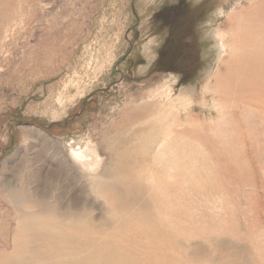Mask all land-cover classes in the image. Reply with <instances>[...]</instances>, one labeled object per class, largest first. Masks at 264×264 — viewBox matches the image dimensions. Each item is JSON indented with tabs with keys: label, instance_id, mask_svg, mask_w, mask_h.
I'll use <instances>...</instances> for the list:
<instances>
[{
	"label": "rangeland",
	"instance_id": "obj_1",
	"mask_svg": "<svg viewBox=\"0 0 264 264\" xmlns=\"http://www.w3.org/2000/svg\"><path fill=\"white\" fill-rule=\"evenodd\" d=\"M257 2L0 0V264H48L37 257L47 240L35 219H48V210L88 222L91 257L83 250L75 264H121L94 256L107 245L125 252L111 198H127L135 213L154 195L171 208L164 223L181 264H264V115L246 107L236 122L235 105L223 99L217 108L210 90L227 59L219 38L227 19ZM163 61L170 64L158 68ZM183 88L198 99L181 107ZM133 108L152 110L141 121L153 133L141 141L127 133L126 161L137 167L120 170L124 155L109 147L118 124L139 119L124 116ZM162 114L171 123L156 120ZM170 124L174 137L157 152ZM79 150L91 156L81 160ZM146 243L133 241L149 255Z\"/></svg>",
	"mask_w": 264,
	"mask_h": 264
},
{
	"label": "bare ground",
	"instance_id": "obj_2",
	"mask_svg": "<svg viewBox=\"0 0 264 264\" xmlns=\"http://www.w3.org/2000/svg\"><path fill=\"white\" fill-rule=\"evenodd\" d=\"M242 14H243V16L241 15L240 18H237L238 22L237 21H230V18H228L227 23H226V25L228 26L227 30L224 31V33L222 35L218 34V35H220L219 38L221 39L220 45L225 46L227 49V55H226L227 59H226L225 65L223 66V71L217 72L214 76V83H217V84H215V87L212 86L210 88V90L213 91L211 93L214 94L212 96V100L215 102L214 104H216L217 108L223 99L224 100L227 99L228 101H230V103H233L235 105V108H236L235 110H239V112L235 113L234 115L230 114L231 115L230 117L235 118L236 122L240 121V118H241L240 114L242 115L244 112L247 113L246 107L250 108V109L254 108L255 112H258V113H261L264 115V0H258V2L256 4H254L251 8L244 10L242 12ZM216 40H217V38H216ZM165 87H167V86H165ZM151 91H153V90H151ZM166 91H168V92H164L163 94H165L166 96H169V98H170L171 97L170 96V88H168V90H166ZM207 91H209V89H206L205 93ZM178 94H180V95H178L179 97H177V101L179 100L178 103L181 104V107L184 104H186V102L190 101V99L192 101H194V99L197 98V96L195 95V92L189 90L188 88L181 89ZM217 95L219 97H222V99H218ZM202 98L205 101L207 99L206 94L203 93ZM156 101H155V103H156ZM226 103L227 102L224 103L225 106L228 105V104L226 105ZM225 106L223 105V107H225ZM148 107H149V105H148ZM227 107H229V106H227ZM153 108H155V107H153ZM153 108L151 106V109H153ZM151 109L133 108L129 112H127L124 116L126 117L127 115H131V114L137 116L139 114L140 117L138 120H136L137 122H134L132 127H129V128L128 127L124 128V126H121L119 124L115 127V130H116V133H115L116 139L114 141L115 145L113 143H111L109 150L113 154L124 155L123 160H122V164L118 167L120 170L134 169L137 167L136 161H131V160L126 161V156H127L126 152H129L131 147H124V145L126 144V140H128V139H129L128 140L129 143H131V140H130L131 138L139 139V141H141V139H144V136H146L145 133H153V132H150V130H148L144 126H142L143 123L141 121V119L143 118V115H144V118H146V117L149 118L148 114L150 111H152ZM219 110H220V108H219ZM168 112L170 113L171 111L169 110ZM219 112H221V111H218V113ZM152 113H154V112H151V114ZM222 113H224V112H222ZM167 115L169 116L168 118L162 114L163 117L158 116L159 118L156 120L161 119V120H163V122L167 121V123H169V122L171 123L172 119L170 120V115L169 114H167ZM219 116H222L221 113H219ZM154 118H157V117H154ZM152 123H153V121H152ZM236 124H238V123H236ZM171 125L172 124L167 126V127H169V129H167V130H169L167 132V134L165 133V130L162 131L163 134L161 137L163 139H161V144H158V146H155V147H158L157 148L158 151L156 150L157 152L161 151V148H162L161 146H163V143L168 144V142L174 137V136L173 137L171 136V134H173L172 129L174 127L173 126L171 128ZM176 127H177V125H176ZM159 129H160V127H159ZM128 132H130L129 134H130L131 138H129L127 136ZM180 132H182V130ZM180 132H179V134H175V136L180 135ZM168 137H170V140L167 139ZM203 137H204V134H203ZM145 138H147V137H145ZM189 138L187 137V139H189ZM184 139H186V138L184 137ZM159 141H160V139H159ZM149 142L150 141L148 140L146 144L149 148H151L153 150V147H152L151 143H149ZM116 144H117V147H116ZM141 144H142V142H141ZM179 145H180V143H179ZM226 145H230V144L227 143ZM166 146L167 145H165V150H166ZM183 146H185V144H183ZM155 147H154V151H155ZM172 147H173V145H172ZM132 148H133V146H132ZM180 148H182V147H180ZM187 149H188V147H187ZM148 150H150V149H148ZM165 150H164V152H165ZM92 152H93V150H92ZM185 152H187V154H188V151H185ZM196 152H198V150ZM217 152H219V151H217ZM168 153H169V156L167 158L169 159V158H171V152H168ZM78 154H79V158L81 160H84V159H82L83 156H85L86 158H87V156H91V155H88L87 153L80 151V150L78 151ZM182 154H184V153H182ZM164 155H168V154L164 153ZM179 157H180V155H179ZM185 158H187V157L182 158V160L184 159L183 160L184 162L186 161ZM178 161H179V158H178ZM187 161H188V159H187ZM187 161H186V164L188 165ZM171 162L173 163L172 160H171ZM179 162H181V161H179ZM176 163H177V160H176ZM183 163H182V166H183ZM167 165H169V163H166L165 166H167ZM171 165H173V164H171ZM187 165H186L185 172L186 171L188 172L190 170V169L187 170ZM165 166H164V168H165ZM92 167L93 166H91V169H92ZM240 168H242V167H240ZM180 169H182V168H178L179 173H180V171H179ZM183 169H184V167H183ZM168 170H171V169H168ZM173 170H176L175 167ZM166 172L168 173V171L165 170V173ZM115 173H117V172H115ZM151 173H153V172H151ZM151 175L153 176V174H151ZM175 175H174V177H175ZM179 175H181V174H179ZM182 176H184V174ZM187 177L190 178L189 176H187ZM181 178L177 177V179H181ZM170 179H171V177H170ZM161 181H163V180L161 179ZM172 181H173L172 184L176 182L174 179ZM182 181H180V182L182 183ZM181 183L179 184V186H181ZM163 184H164V182H163ZM175 185H174L175 187H178L177 184H175ZM182 185H184V184L182 183ZM198 185H199V183H198ZM208 185H210V183ZM168 187H170V186H168ZM206 188H208V187H206ZM168 189L169 188H167V190ZM153 190H154V188H153ZM176 193H177V191H176ZM174 195H173V197H174ZM177 196H178V193L176 195V198H177ZM120 197L119 198H116V197L111 198V204H114L117 207V210L113 211L112 217L115 218L117 220V222L119 223V234H118L119 237L117 238V242L124 247L125 252L122 254H118L114 247L107 245L106 247H98L97 250L95 248L94 256H96V258L100 262H102V260H100L102 255H106L108 257L112 256L113 259L119 261L121 264H133L132 261L135 262V261H139V260H143L144 262L143 263H135V264H181L180 260L173 255V253H175V245H174L175 236H173V234H172L174 232V228L172 227V225H168V224L166 225L164 223V221H166L164 214H166V215L170 214V212H171L170 206H168L167 204L164 205L163 199L154 195L153 201H150V202L145 201L144 203H147V204L146 205L142 204L141 209L134 213L131 210L130 205L128 206L127 198H125L123 200L125 202V205H122L119 203ZM128 202L134 205V203L136 202V199L134 198L132 201L130 200ZM221 203H220V205H221ZM184 205H186V201H185ZM217 207H218V205H217ZM220 207L222 208V206H220ZM48 213H49L48 219H46V220H42L41 218L39 219L38 216L35 217L37 225L41 226L43 228L42 229V235L47 240V244H45V247L40 251L39 255L37 256L38 259L45 260L48 258L49 259L48 264H75V262H76L75 256L83 250L89 251V254L86 257H91V235L89 234L90 231H89V227H88V222L86 221L87 226H85V225L79 223L78 217H76L73 214L61 215L60 213H57L53 210H48ZM174 215L175 214H173V216ZM67 220H69L70 222H67ZM176 222H177V219L174 223L176 224ZM177 223H180V222H177ZM184 224H182L183 227H184ZM180 229H182V228H180ZM82 237H85L83 242H82ZM139 238L145 239L147 241L146 246L151 247L154 250V252L149 254V255H143L142 253H139L138 251H136L135 245L133 244V241L136 239H139ZM68 243H70L71 247H73L71 251L66 250V248H65ZM106 261L107 260H104L103 263H105ZM85 263L86 262L83 261L82 264H85ZM86 264H91V263H86Z\"/></svg>",
	"mask_w": 264,
	"mask_h": 264
},
{
	"label": "trees",
	"instance_id": "obj_3",
	"mask_svg": "<svg viewBox=\"0 0 264 264\" xmlns=\"http://www.w3.org/2000/svg\"><path fill=\"white\" fill-rule=\"evenodd\" d=\"M176 42V39H173V41L171 42V45H167L166 47H169V48H171L172 47V44L174 45V43ZM173 50H174V47H173ZM164 62V65L165 66H160V67H158V68H165L166 67V65L168 66L170 63L169 62H167V61H163ZM191 63V62H190Z\"/></svg>",
	"mask_w": 264,
	"mask_h": 264
}]
</instances>
